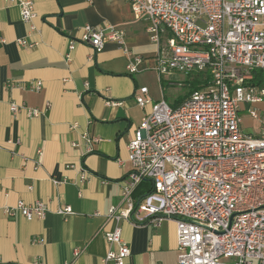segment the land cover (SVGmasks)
Segmentation results:
<instances>
[{
  "label": "crops",
  "instance_id": "obj_1",
  "mask_svg": "<svg viewBox=\"0 0 264 264\" xmlns=\"http://www.w3.org/2000/svg\"><path fill=\"white\" fill-rule=\"evenodd\" d=\"M34 9L39 31L28 38L38 45L27 49L17 44L27 36V24L17 6L0 0V264H113L104 261L113 247L104 233L116 226L130 249L125 264H177L171 219L139 222L137 213L132 221L106 218L109 207L120 203V186L131 168L127 144L146 111L135 102L139 88L147 86L153 101H168V77L153 70L157 46L148 38L147 22L134 18L126 0H35ZM86 24L122 30L131 53L142 56L138 72H127L128 59L114 41L92 57L82 42L69 50V39ZM37 81L39 91L31 89ZM10 102L48 108L36 117L25 110L13 115ZM240 108L243 131L258 135L248 105ZM83 133L98 139L89 151ZM18 200L45 202L46 217L7 216L3 209ZM64 205L73 211L66 218L55 213Z\"/></svg>",
  "mask_w": 264,
  "mask_h": 264
},
{
  "label": "built area",
  "instance_id": "obj_2",
  "mask_svg": "<svg viewBox=\"0 0 264 264\" xmlns=\"http://www.w3.org/2000/svg\"><path fill=\"white\" fill-rule=\"evenodd\" d=\"M6 1L17 6L28 26L17 44L36 47L38 42L28 38L39 31L35 0ZM126 1L134 18L147 22L148 38L157 46L153 70L158 76L179 87L183 82L171 75L196 72L208 80L178 104L153 101L147 86L139 88L135 102L146 111L127 144L131 168L120 186L119 205H124H111L106 218L132 221L137 213L139 222L171 219L177 264H264V116L256 107L264 102V0ZM108 41L122 47L127 72L137 73L142 56L131 53L123 31L112 25H84L77 38L69 39L68 49L82 42L92 48V57ZM41 86L37 81L31 89ZM242 104L259 123L258 135L243 131ZM47 108L9 103L13 115L25 110L36 117ZM81 137L88 151L98 140L87 133ZM142 180L151 182V191L135 196ZM3 210L30 221L43 220L48 207L41 200H18ZM55 213L66 218L73 211L64 205ZM104 237L113 246L104 261L125 264L130 249L120 228L107 230Z\"/></svg>",
  "mask_w": 264,
  "mask_h": 264
},
{
  "label": "trees",
  "instance_id": "obj_3",
  "mask_svg": "<svg viewBox=\"0 0 264 264\" xmlns=\"http://www.w3.org/2000/svg\"><path fill=\"white\" fill-rule=\"evenodd\" d=\"M259 74V73H257ZM257 79V78H256ZM207 77H204L201 73L197 74V77H194L191 80H188V85H189V89L187 94H185L180 101H178L176 104H178L179 102H181L182 100L185 99V97H187L192 91L203 87L207 84ZM260 80L257 79V82H259ZM151 182L149 180H142V182L138 185V187L136 188L135 191V196H143L145 193H148L149 191H151Z\"/></svg>",
  "mask_w": 264,
  "mask_h": 264
},
{
  "label": "rangeland",
  "instance_id": "obj_4",
  "mask_svg": "<svg viewBox=\"0 0 264 264\" xmlns=\"http://www.w3.org/2000/svg\"><path fill=\"white\" fill-rule=\"evenodd\" d=\"M192 77H197V73L194 72V73L189 74L188 76L187 75L181 76V81L183 82L185 79H189ZM146 84L150 85L148 81H146ZM182 84L183 85L181 87H179L177 85H171L168 83L170 88L167 90V94H166V97L168 100L167 103L171 104L173 101V97H175L177 94H183L189 89V85H188L187 81L183 82ZM206 87H205V89H207ZM260 107H261V109H264V103L260 104ZM261 113L264 114V112H262V111H261Z\"/></svg>",
  "mask_w": 264,
  "mask_h": 264
}]
</instances>
